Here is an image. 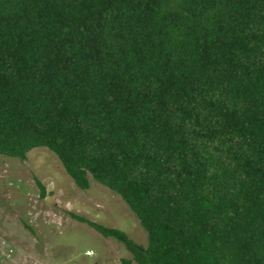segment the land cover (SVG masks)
I'll use <instances>...</instances> for the list:
<instances>
[{
	"label": "trees",
	"instance_id": "trees-1",
	"mask_svg": "<svg viewBox=\"0 0 264 264\" xmlns=\"http://www.w3.org/2000/svg\"><path fill=\"white\" fill-rule=\"evenodd\" d=\"M36 148L148 235L136 264H264V0H0V155Z\"/></svg>",
	"mask_w": 264,
	"mask_h": 264
},
{
	"label": "rangeland",
	"instance_id": "rangeland-1",
	"mask_svg": "<svg viewBox=\"0 0 264 264\" xmlns=\"http://www.w3.org/2000/svg\"><path fill=\"white\" fill-rule=\"evenodd\" d=\"M75 216L120 229L147 246L148 235L122 198L91 180L81 190L57 155H0V264H126L131 254ZM128 264H136L130 262Z\"/></svg>",
	"mask_w": 264,
	"mask_h": 264
}]
</instances>
